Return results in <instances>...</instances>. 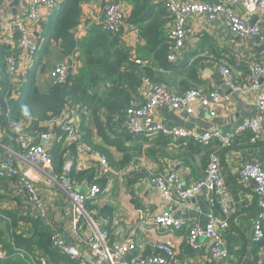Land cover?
Listing matches in <instances>:
<instances>
[{
  "label": "crops",
  "instance_id": "1",
  "mask_svg": "<svg viewBox=\"0 0 264 264\" xmlns=\"http://www.w3.org/2000/svg\"><path fill=\"white\" fill-rule=\"evenodd\" d=\"M107 1H83L81 20L72 31L76 39L82 40L88 36L91 27L97 23L99 17L104 16V6ZM112 1L118 4L126 15L129 14L132 8L131 2L128 0ZM24 6V0H0V40L14 48L18 47L16 36L14 37L5 30L6 23L23 11ZM236 9L249 23L260 25L264 34V14L261 15L260 11H247L243 6H237ZM56 11L57 9L53 12L44 9L43 20L36 31V36L41 42L45 39L46 30L43 25L45 19ZM170 17L172 24L173 17L171 15ZM123 25L122 37L126 45L130 47L132 58H139L140 60H137L141 61V64H145L147 60H153L154 53L151 52L146 56L147 38L138 29H132L125 22ZM186 29L188 37L185 48L178 53L175 61H170L167 57V62L171 67H168L166 71L162 70L170 79H175L177 86L175 85L172 89L177 92L184 91L188 85H197L196 87L205 90L217 88L228 97V100L223 102L214 116H210L200 106L196 107L192 115L160 108L156 111V116L168 127L195 128L199 132L217 130L223 136H232L245 118L256 114L255 97L230 90L222 81L218 65L222 61L230 63L235 67L239 79L244 81L247 69L237 66L236 62L239 59H247L264 63V41L255 45L250 41L236 39L226 27L219 23H210L203 16L191 17L186 24ZM172 44L173 39L170 33L169 47ZM77 60L79 64L75 69L73 68L76 72L83 64L80 51L70 56H63L60 42L52 39L44 52L39 50L32 56L22 53L18 55V73L14 81L19 87L29 75H33L34 85L38 91L47 92L54 81L52 70L56 65L60 63L69 65L70 62L74 64ZM2 63L3 57L0 56V80L3 76ZM146 81L154 82L145 79L143 83ZM140 93L142 95L141 89ZM97 140L101 141L100 138ZM151 143L153 142H127V145L134 147L138 144L142 148L141 152H133L129 155L122 153L116 147H109V153L112 155L109 161L113 164L111 167L113 166L112 169L117 167V169H114L115 175L101 178L100 181H106L103 186L97 182L100 153H96L97 156L99 155L96 159L84 158L82 160L81 167L77 168L72 177L74 183L82 191L97 183L102 189L97 199L91 201L87 207L96 227L99 230H106L110 239L115 238L119 241L129 239L136 242L138 244L137 255L155 252L152 245L164 239L175 245V257L170 264L185 261L189 264H210L205 249L202 251L191 249L188 243V227L161 229L156 225H147L145 220L166 208L189 223L194 221L205 223L215 217L217 222L226 221L228 223V228L221 233V243L227 251L228 264H250L254 260L263 264L264 239L259 245L252 242L262 210L259 196L252 187L241 183L239 170L242 162L248 159L258 160L264 169V139L246 146L231 145L224 150L216 149L221 155V174L226 187L224 193L217 199L218 202H211L205 190L189 200H179L176 195H173L174 202L163 199L158 191L147 182L151 176H156L151 174H163L170 168H174L180 175L184 188H189L203 179L207 167L206 163L204 164L206 157L203 152L193 158L187 150L186 152L176 151L178 147L170 150L171 155L162 156L158 152L151 151L159 149ZM21 167L40 182L37 184L40 186L44 204L48 207L51 221V228L46 227L48 230L60 231L79 244H83L86 238L94 234L85 219L76 223V213L71 208L69 197L64 191L52 183H45V177L36 173L27 163H22ZM128 168L131 173L120 174ZM103 198L106 202H103ZM15 199L13 196L3 194L0 190V209H7L19 215ZM30 224L24 229L28 235L35 232L30 229L32 228ZM262 227L264 230V221ZM2 230L6 231L5 236L9 238L8 241H11V230L7 231L6 227ZM19 230L22 229L19 228ZM199 241L203 244L207 243L204 237H201ZM126 260L127 257H123L119 262L125 263Z\"/></svg>",
  "mask_w": 264,
  "mask_h": 264
},
{
  "label": "built area",
  "instance_id": "2",
  "mask_svg": "<svg viewBox=\"0 0 264 264\" xmlns=\"http://www.w3.org/2000/svg\"><path fill=\"white\" fill-rule=\"evenodd\" d=\"M24 10L8 20L6 31L15 35L18 33V46L24 55H35L41 47L40 38L36 31L44 16V9L50 12L59 8L64 0H24ZM162 3L169 15L173 17L171 24V37L173 44L169 48L168 59L175 61L180 51L185 48L188 37L186 24L191 17L203 16L210 23H219L226 27L236 39L250 41L255 45L264 41L263 30L258 24H251L239 13L237 6H243L247 11L264 14V0H155ZM124 10L112 0H108L104 6V16L97 21L105 30L111 33L120 32L125 20ZM40 27V26H39ZM136 62H140L136 60ZM237 66L247 69L245 80H240L237 71L230 63L220 62L219 72L222 81L233 92L242 95H254L256 114L247 117L236 128L232 136H223L217 130L199 132L195 128L182 126L168 127L156 116L160 108H168L174 112L192 115L197 106L204 108L210 116L217 114L228 97L217 88L187 89L181 93L170 90L166 85L158 82L146 81L141 87L143 102H133L125 111L121 125L131 134L153 137L164 134L171 139L192 140L201 145H207L214 140L220 142L219 149L230 147L235 136L245 132H251L252 144L264 139V63L261 61L239 59ZM69 65L57 64L53 70L54 81L62 83L67 77ZM7 71L11 78L15 79L18 73V57L14 54L7 58ZM17 95V94H16ZM80 115L78 108H72L64 113L56 124L61 126L66 134V142L74 144L77 150L76 158L68 160L60 174L53 172V161L48 149H51L56 134L50 129L37 136L27 132L21 127H14L16 138L14 142H4V131L0 124V185L5 195L13 196L18 204L19 214L41 222L45 227L51 228L48 207L40 194V183L27 170H23L22 163H27L36 173L45 177V183H52L64 191L71 202V208L76 213V223L85 219L94 232L86 238L83 244L71 240L64 233L51 229L52 247L60 254L68 256L77 264H122L120 259L127 257L123 264H170L175 257V245L170 241L160 239L152 245L155 252L149 254H136L138 244L129 239L119 241L110 239L106 230H99L93 221L87 205L95 201L102 192L98 184H92L82 191L73 181L72 170L81 167L84 158L96 159L98 156L91 151L81 139L78 131ZM27 126V124H26ZM99 176L115 175L109 159L105 155L98 157ZM222 160L220 153L215 150L210 154L209 163L205 175L201 181L195 182L189 188H184L180 175L174 168H170L163 174L151 176L148 183L161 197L174 202L173 195L179 200H189L200 194L202 190L210 196V201L218 202V198L226 189L221 174ZM240 181L250 186L259 196V204L262 208L259 222L252 237L253 243H259L264 239V169L261 163L255 159L242 162L239 170ZM147 225H156L161 229H182L188 227V243L193 251L205 249L210 264H228L227 251L221 243V233L228 228L226 221L217 222L215 217L207 222L194 221L189 223L181 219L166 208L145 220ZM204 237L207 243H200ZM16 254L24 257V251ZM7 252L0 247V261L7 259ZM35 259L40 264H64L52 262L42 250H35ZM179 264H189L181 262ZM250 264H259L252 261Z\"/></svg>",
  "mask_w": 264,
  "mask_h": 264
},
{
  "label": "trees",
  "instance_id": "3",
  "mask_svg": "<svg viewBox=\"0 0 264 264\" xmlns=\"http://www.w3.org/2000/svg\"><path fill=\"white\" fill-rule=\"evenodd\" d=\"M83 1H63L57 11L48 16L43 24L46 32L45 39L41 42V52L47 49V45L53 39L60 42L63 56H70L80 51L83 59V64L77 72L73 69L74 64L70 62L65 81L52 82L47 92L38 91L34 85L33 75H29L22 86H16L7 71V58L12 54L18 57L21 50L19 46L14 48L0 40V56L3 57V76L0 80V124L4 131V142L15 141L17 132L14 127L17 131L20 127L24 128L25 131L37 136L51 129L58 138L51 146L53 172L60 174L64 164L76 158L77 150L74 144L66 142V134L62 127L56 124V120L68 110L78 108L80 115L78 131L81 139L91 151L100 153V156L105 155L110 160L112 155L109 153V147H116L128 155L133 152L139 153L142 148L138 144L132 147L126 143L151 141L153 142L151 145L159 147L158 150L151 151L158 152L162 156L171 155L170 150L177 147L176 151L187 150L193 158L204 152L206 157L204 164L206 163L207 166L210 154L220 146L217 140L201 145L192 140L175 141L164 134L153 137L134 135L121 125L127 108L133 102H143L140 89L145 79L162 83L174 91L172 87L176 85L175 79H170L162 72L163 69L166 71L171 67L167 57L172 18L166 8L155 0H128L132 8L129 14L125 15L124 22L132 29H138L147 38L146 56L151 52L154 53L153 60L141 64V61L136 62L139 58H132L130 47L124 42L121 32L111 33L98 22L91 27L87 37L82 40L75 38L72 31L81 20ZM15 36L18 43V33ZM196 86L188 85L184 91L191 88L198 89ZM181 92L183 91L177 93ZM251 137V132L237 135L233 139L232 146L251 144ZM98 138L101 141H98ZM76 170L74 166L70 174L72 177ZM98 177L97 182L102 186L105 185L106 181H100L104 177L99 176V172ZM28 224L32 225L30 229L35 230L31 235L23 229V226L27 227ZM3 227H6L7 231L11 230V241L5 236L6 231L2 230ZM0 243L4 245L2 248L8 256L7 259L1 260L0 264H40L34 257L37 249L42 250L52 262L77 264L52 247L51 231L41 222L7 209H0ZM15 251L18 253L24 251V257L16 254Z\"/></svg>",
  "mask_w": 264,
  "mask_h": 264
},
{
  "label": "rangeland",
  "instance_id": "4",
  "mask_svg": "<svg viewBox=\"0 0 264 264\" xmlns=\"http://www.w3.org/2000/svg\"><path fill=\"white\" fill-rule=\"evenodd\" d=\"M74 62V61H73ZM78 64H79V62H78V60L76 61V63L74 62V69L78 66ZM52 74H53V70H52ZM54 78V74H53V77H52V79ZM118 171V170H117ZM130 171V169L128 168V169H126V171H121L120 172V174H123L124 172H127V173H131V172H129ZM116 172V171H115ZM153 172H155V171H153ZM160 174V173H159ZM151 175H155V174H151ZM103 202H106L105 201V198H103ZM18 205V204H17ZM19 210V209H18ZM19 212V211H18ZM2 225H3V223H2ZM23 229H25V227L23 226ZM8 238V237H7ZM0 246L1 247H4V245L2 244V243H0Z\"/></svg>",
  "mask_w": 264,
  "mask_h": 264
},
{
  "label": "water",
  "instance_id": "5",
  "mask_svg": "<svg viewBox=\"0 0 264 264\" xmlns=\"http://www.w3.org/2000/svg\"><path fill=\"white\" fill-rule=\"evenodd\" d=\"M120 32L124 33V25H121ZM47 153L51 154V149H48Z\"/></svg>",
  "mask_w": 264,
  "mask_h": 264
}]
</instances>
